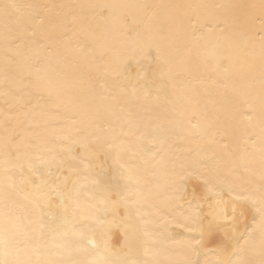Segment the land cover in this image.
<instances>
[{
  "label": "bare ground",
  "instance_id": "1",
  "mask_svg": "<svg viewBox=\"0 0 264 264\" xmlns=\"http://www.w3.org/2000/svg\"><path fill=\"white\" fill-rule=\"evenodd\" d=\"M6 0H0L4 3ZM22 4L45 5V29L57 37L53 55L44 63L40 73L43 80L60 81L62 90L68 95H85L86 104L91 112L95 107H103L109 103L102 99L109 95H119L117 84L128 85L126 92L128 99L137 103V97L142 98V91L136 88L133 94L132 85L143 83L144 69L154 68L155 51L151 57L132 59V49L137 34L151 35L154 44L160 45L162 51L171 61L176 78L175 87L169 86L164 106L172 110L176 117V126L171 127L173 151L172 163L165 171H157V175L148 176L149 185L142 188L141 199L145 201L142 207L146 215L129 219L127 205L120 197L108 195L101 188L91 183L92 178H99L100 168L92 167L89 172L78 176L81 189V210L75 216L68 215L67 222L58 229L66 236L58 235L57 241L67 240L74 249L80 246L89 249L88 254L73 251L75 259H95L101 256L105 259L118 261L151 260L167 261L179 259L187 251L186 241L191 237H199L200 232L186 231L171 223L175 216L182 219L181 212L189 211L187 197L181 201L156 198L164 191L166 185L176 183L189 184L191 181L181 180L177 173L183 170L179 163L188 166L195 164L201 172L208 173L216 170L223 183L218 187L223 189L221 197L230 199L227 185L231 184L236 191L258 192L262 181L261 157L264 155V104L261 103L259 39L264 32L257 23L254 27L245 26L244 14L252 13L259 17L261 0H17ZM147 5V13L136 6ZM174 5L192 6L176 9ZM232 5L234 7H216ZM256 5L255 8H240L238 6ZM108 6H114L109 8ZM193 16L198 18L195 27L187 23ZM178 18H183V25L178 24ZM63 25V29L57 28ZM146 25L148 26L146 29ZM223 29V31H221ZM249 37V46L237 44L241 36ZM255 44V49L251 44ZM253 52L255 54H253ZM4 53L0 48V75L4 72ZM151 70L147 72L150 76ZM33 84L27 87L21 85L18 96L22 99L9 97L7 103L0 96V184L5 183V164L3 162V122L4 114L11 112L16 119L9 121L10 132L15 146L9 147V152L15 154L17 150L33 153L38 145L39 150L47 154L48 148H53L57 156L67 159L68 154L61 151V146L69 144L78 135L77 130L84 128L81 120L72 123L66 119L71 115L65 108L51 111L61 113L36 124L24 115L25 112L37 106L52 105L55 97L50 95L42 86ZM27 81V78H26ZM102 81L105 88H101ZM92 87L89 94L87 89ZM67 99V96L65 97ZM154 99V97H153ZM126 107V106H125ZM110 121L104 113L99 123ZM95 131V129H91ZM123 139H127L124 137ZM145 151L151 155L159 145L142 141ZM73 153L79 158L82 149L78 144H72ZM126 164L140 166L138 157L124 154ZM40 171L47 175L48 169L37 165ZM106 167L115 174L112 161ZM52 173L57 169L53 167ZM9 176L13 178L18 188L19 173L10 169ZM25 175H31L25 169ZM87 176L88 179L84 177ZM54 178V175L53 177ZM35 179V177H33ZM116 181L122 188L125 182L118 176ZM135 187V186H132ZM31 188H25L20 196L30 194ZM173 194L168 193L171 197ZM214 204L220 198L207 193ZM136 197H129L135 199ZM202 203V201H197ZM153 206L159 209V215L153 211ZM203 212L207 214L209 208L204 204ZM255 217V220L253 219ZM211 220L210 215L207 216ZM145 221L144 225L139 223ZM259 217L249 212L241 219L239 230L234 235V242L244 245L247 229L257 223ZM136 222L137 227H147L150 230L163 233L164 243L151 245L149 255L145 256L143 247H138L129 254L125 244L126 234L130 233L129 224ZM22 229L34 225L23 216L19 221ZM207 228V223L204 225ZM82 233V235H77ZM258 236V233L256 234ZM220 234H217L219 238ZM141 239L143 237L141 236ZM95 244V248L93 245ZM199 255L192 258L203 264L208 260L214 264L213 255L215 245L201 247ZM167 253V255L165 254Z\"/></svg>",
  "mask_w": 264,
  "mask_h": 264
},
{
  "label": "snow or ice",
  "instance_id": "2",
  "mask_svg": "<svg viewBox=\"0 0 264 264\" xmlns=\"http://www.w3.org/2000/svg\"><path fill=\"white\" fill-rule=\"evenodd\" d=\"M45 5L22 4L17 0H6L0 3V48L4 53V72L0 75V96L7 99H22L18 96L21 85L27 87L33 84L32 77L36 78V86L43 87L55 97L52 105L37 106L25 112L24 115L36 124L52 117L60 116L59 111H51L54 105L56 108H65L71 115L66 119L72 123L81 120L84 128L78 129V135L69 144L61 146V151L68 154L67 159L57 156L53 148H48L47 154L39 150L38 145H31L37 148L33 153H24L17 150L15 157L9 152L10 146H15L9 121L16 119L11 112L4 114L3 122V162L5 164V183L0 184V264H165L164 261L156 259L153 255L151 260H129L121 259L113 261L103 258L75 259L73 251L88 254L89 249L73 245L67 240L57 241V236H66L67 233L58 231L61 225L67 222L68 215L75 216L81 210V189L78 185V176L89 172L92 167L100 168L99 178H92L91 183L101 188L108 195L120 197L127 205L129 219L146 215L141 199L142 188L149 185L148 176L157 175V171H165L172 163L171 127L176 126V117L172 110L161 103L165 99L169 86L175 87L176 75L171 59L165 55L158 44H154L153 37L137 34L134 40L135 47L132 49V59L143 57L148 59L153 51L155 67L151 64L144 69L145 77L142 84L132 85L133 94L136 88L142 91V98L137 97V103L131 102L127 95L128 85L117 84L120 89L119 95H112L102 99L109 101L103 107L97 106L91 112L86 104L85 95H68L62 90L60 81H44L40 73L43 63L53 55L54 45L58 42L57 37L44 27L45 17L42 14ZM109 8L114 6H108ZM147 13V5L136 6ZM176 9H183L185 5H174ZM216 7L230 8L232 5H220ZM240 8H255L256 5L238 6ZM260 14L256 17L252 13L244 14L245 26L251 28L257 23L259 29L264 32V0L259 5ZM183 18H178V24L183 25ZM198 18L193 16L187 23L195 27ZM63 25H57L62 30ZM146 25V29H147ZM223 31V29H221ZM237 44L243 45L246 51L249 46V37L241 36ZM251 47L255 49V44ZM253 54H255L253 52ZM259 60H260V86L261 103L264 104V35L259 39ZM151 70V75L147 72ZM27 78V81H26ZM103 89L105 85L99 82ZM92 87L87 91L90 94ZM67 96V99L65 97ZM154 97V99H153ZM126 106V107H125ZM107 113L110 121L101 125V116ZM95 129V131H91ZM127 137V139H123ZM142 141L158 144V149L149 155L142 146ZM72 144H78L82 149V156L77 157L72 151ZM131 154L138 157L140 166L126 164L124 154ZM112 161L115 169L113 174L106 167L108 161ZM37 165L48 169L44 175ZM55 167L56 173L51 169ZM183 170L176 175L181 180L191 181L189 184L172 182L166 185L163 192L158 193L156 198L162 196L168 199L181 201L187 197L189 211L181 212L182 219L172 217L171 223L183 227L186 231L200 232L199 237H191L185 243L187 251L179 259H170L167 264H200L192 258V255H199V249L195 245L208 247L215 245L213 255L216 257L214 264H264V155L261 157L262 181L258 192L236 191L231 185H227L230 199L221 197L219 184L223 183L222 178L216 170L208 173L201 172L193 164L188 166L183 162L179 163ZM10 169L19 173V184L17 187L13 178L8 175ZM25 169L31 175H25ZM54 175V178H52ZM119 177L125 182L123 188L116 181ZM35 177V179H33ZM88 179L87 176L84 177ZM135 186V187H132ZM25 188H31L30 194L20 196ZM171 192L173 195L168 196ZM207 193L216 197L214 204ZM135 196V199L129 197ZM202 203H197V201ZM204 204L208 205L209 212H203ZM153 211L159 215V209L153 206ZM254 212L259 220L251 229H247V236L244 237V245L234 242V235L239 230L240 222L247 213ZM212 217L211 220L207 216ZM34 225L31 228L22 229L19 225L21 217ZM255 220V217H253ZM144 225L146 222L140 220ZM207 223V228L204 225ZM130 233L126 234L125 244L129 254L135 252L138 247H143L145 256L149 255V241L151 245L163 244V233L150 230L147 227H137L136 222L129 224ZM258 233V236L256 235ZM217 234H220L219 238ZM82 235V233L77 234ZM141 236L143 239H141ZM95 248V244L93 245ZM191 253L192 255H189ZM167 255V253H165ZM203 264H210L205 260Z\"/></svg>",
  "mask_w": 264,
  "mask_h": 264
}]
</instances>
